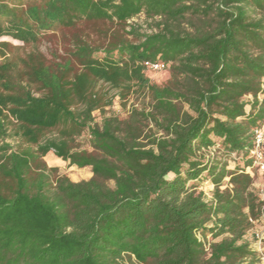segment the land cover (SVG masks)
Here are the masks:
<instances>
[{
    "label": "trees",
    "instance_id": "16d2710c",
    "mask_svg": "<svg viewBox=\"0 0 264 264\" xmlns=\"http://www.w3.org/2000/svg\"><path fill=\"white\" fill-rule=\"evenodd\" d=\"M79 25L112 29L73 36L59 63L0 42V264H259L244 238L264 217L249 159L264 0H0V39L35 46ZM145 63L168 79L151 83ZM133 93L147 106L106 115ZM50 152L91 178L48 168Z\"/></svg>",
    "mask_w": 264,
    "mask_h": 264
},
{
    "label": "rangeland",
    "instance_id": "374dc122",
    "mask_svg": "<svg viewBox=\"0 0 264 264\" xmlns=\"http://www.w3.org/2000/svg\"><path fill=\"white\" fill-rule=\"evenodd\" d=\"M150 23V20H146V18L143 15H138L137 17L133 18L129 21V24L138 26L140 28L141 33H150V30L148 29V24ZM109 25L104 26H85V25H79L76 30H73L71 32L63 31L56 33L53 36H50L46 39H43L35 46H23L21 43L12 41L9 38H1L0 42H5L11 45L12 47H15L18 50H12V53L15 55L23 56L25 53H29L31 51H36L42 54L45 59L49 62L59 63L63 61V59L66 58V52L67 48L69 47V43L73 36H81V38L88 39L92 43H97L102 41V38L104 37L103 34L106 33V31L111 30ZM128 39H132V37H127ZM146 78L154 84H162L168 79V71H151L148 70L145 72ZM101 90L105 91L108 96H111L113 93L110 91H107V89L102 88ZM123 103L125 106H123ZM120 102L118 97H115L112 101V105L110 108L106 109V115L107 116H113L117 119H124L128 113V111L131 109V107L134 105L135 107H143L147 106V100L143 98L140 94L133 93L128 100L125 102ZM94 120L96 122L100 121V114L98 112H95L93 114ZM78 144L82 146L83 149L90 150L87 143L84 140H79ZM48 158H56L51 152L48 153L44 158L43 161L45 165L48 168H56L58 170V173L62 176H65L68 178L71 182H79L88 180L91 178V173L89 168L84 169H77L75 167H71L66 162H62V164H49L47 162ZM202 190L210 196V190L211 187L209 186H203ZM256 231L263 233V228L261 224L256 225L255 229ZM244 241L250 243V247L252 249L256 248V241L254 236L251 234V231L247 233V235L244 238ZM123 264V263H122ZM125 264H128L127 261Z\"/></svg>",
    "mask_w": 264,
    "mask_h": 264
},
{
    "label": "built area",
    "instance_id": "2783aa9c",
    "mask_svg": "<svg viewBox=\"0 0 264 264\" xmlns=\"http://www.w3.org/2000/svg\"><path fill=\"white\" fill-rule=\"evenodd\" d=\"M145 66L151 71H162L164 69V65L160 63H145ZM261 88L263 92L261 96H258L259 100L264 99V85H262ZM209 150L214 151L215 148H211ZM249 159L251 160L252 167L255 171V180L252 184V189L262 201V211L264 208V119L261 124L253 130V145L251 151L249 152ZM249 223L252 224L250 231L256 241V248L253 250L257 254L259 264H264V234L254 230L256 225L261 224L264 231V217L260 214V216H258L255 220L249 219Z\"/></svg>",
    "mask_w": 264,
    "mask_h": 264
}]
</instances>
